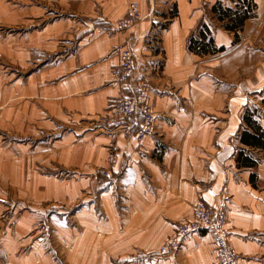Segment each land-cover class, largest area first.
Segmentation results:
<instances>
[{"label":"crops","instance_id":"crops-1","mask_svg":"<svg viewBox=\"0 0 264 264\" xmlns=\"http://www.w3.org/2000/svg\"><path fill=\"white\" fill-rule=\"evenodd\" d=\"M129 1L0 0V25L23 28L5 34L0 30V59L25 69L18 76L0 68L1 136L53 134L65 122L117 112L121 89L113 81V71L119 64L121 46H130L144 63L158 133L137 141L133 135L128 138L122 127L94 130L80 143L90 154L83 160L68 133L54 140L50 156L44 157L45 151L34 155L45 163L52 158L88 169L92 163L105 165L109 151L114 150L126 167L115 184L106 181L100 185L92 171L87 178L62 182L55 175L30 170L26 144L13 147L15 144L1 142L0 217L8 211L12 219L0 229V264H59L57 236L53 238L52 226L45 223V209L38 203L72 199L82 187L98 196V206L112 220H119L114 198L122 200L131 209L125 219V233L129 234L122 233L126 242L105 234L95 236L93 228L105 229L108 222L96 224L90 207L85 210L89 214L85 238L79 246L72 244L68 264H83L84 255L89 264H112L110 256H123L124 248L133 245L136 264H216L213 236L206 230L189 234L176 254L156 256L173 227L189 215L198 193L209 204L225 208L237 264H264L263 150L241 142L242 131L251 128L237 112L247 86L262 82L263 49L254 51L246 42L233 45V34L216 26L208 7L220 0H164L167 7L170 2L176 9L167 18L156 12L155 5L161 1L136 0L140 20L117 29L114 21L123 15ZM256 1L263 7L264 0ZM250 19L245 20L246 25ZM200 20L211 25L208 38L214 47L209 53L199 54L187 47ZM152 52L162 56L164 76L158 74L161 61L149 58ZM253 53H260L258 59L253 60ZM255 67L259 74L254 78ZM243 68L250 69L248 77L235 80L229 76ZM42 142H34L37 152L49 149ZM61 147L69 155L66 160L60 158ZM254 149L262 155L254 154ZM242 151L253 160L255 157L254 164L242 162ZM89 223L94 226L92 233ZM41 225L49 229L43 231ZM110 226L117 227L114 221ZM53 228L55 234L60 231Z\"/></svg>","mask_w":264,"mask_h":264},{"label":"rangeland","instance_id":"rangeland-1","mask_svg":"<svg viewBox=\"0 0 264 264\" xmlns=\"http://www.w3.org/2000/svg\"><path fill=\"white\" fill-rule=\"evenodd\" d=\"M40 1H45L46 3L48 2V0H33V2L35 3L40 2ZM158 1H161V3L160 2L156 3L155 8H156V12L160 14L162 18H167V15L169 17L172 14L173 15L176 14L175 4H172L168 1L169 3H167L168 5L167 7L164 0H158ZM130 2H137V1L131 0L126 4V8H125L123 15L118 17L114 21L115 28H117L116 20L124 16L127 10V6ZM216 2L217 3H214L213 5H210V7H208V11L209 13H211L210 16L212 14L214 15V17L212 16L211 18L215 20L214 23L216 24V26L224 30L230 36H232L233 34V42H232L233 45H238L240 43L245 44L246 42L247 43L246 46H249L250 48L252 47V50L254 51H257V49H263V51L261 52L262 53L261 55L262 57H264V4H263V7H260L259 5L260 2L256 0H244L243 6L241 2L238 3V1L236 0H220ZM218 4L221 5L222 8L226 9V7H230L232 8L231 10H234V11H237L239 8V4H241V7H240L241 10H246V15L242 23L239 26L234 27V29H229L226 26L228 22L231 23L228 16H223V19H218V17L221 16V13L218 12V10L215 8V5H218ZM50 5L51 4H49V6ZM48 10H52V8H48ZM248 18H253V19H250L251 21H249V23H247L246 25L245 20ZM162 24L165 25V23H162ZM20 28L23 29L21 26L12 27L11 25H8V26L0 25V30H2L4 34L8 32L13 33V31L14 32L19 31ZM210 28H211V25L209 26L207 23L203 22L202 20H200L198 24H196V26L193 28L192 32L190 33L187 39V47L190 51L195 52L194 50L190 49V42L192 41L191 40L192 38L194 39L197 37L200 38V40L204 39L206 42L208 39H210L211 48L213 49L214 47L213 40L211 37L208 38L210 35ZM261 28H263L262 35L260 32ZM249 30L250 32L248 33ZM202 33L204 34V36ZM241 40L243 42H240ZM127 47L130 48L133 54V57H134L135 64H136V72L134 76L142 77L145 80H147L151 88V81L147 76L148 73L145 71L144 66H142L144 64L143 61L138 59L137 55L135 54V52H133L130 46H127ZM223 49L224 48L222 46L219 48L220 51ZM209 51L210 50H208L206 53H209ZM259 55L260 53H253V60L258 59ZM149 58H151L152 60L158 59L159 61H161V62H158L160 64V68H158V72H159L158 74L164 76L165 73H164L163 66H162V56L154 54V52H152ZM146 59L147 58L145 56V60ZM31 66L32 68H35L37 65L35 63V64H32ZM118 67H119V64H118ZM118 67L115 70H117ZM0 68H2V71L5 74H15L18 76H22L25 70L24 68H20L18 66L7 65L3 59H0ZM257 70L258 68L255 67L254 68V78L256 76L255 74H259ZM250 73L251 71L249 68H243V69L237 70L235 74L230 73L229 76L232 79L239 80L241 77L242 78L248 77ZM220 74L223 75L222 77L225 76L223 71H221ZM260 74L263 75L262 82H260L259 84L254 83L253 86L251 87L247 86L246 88L247 95L245 96V98L240 99L242 101L238 100V105H237L238 111L237 112L241 113L242 120L245 121V119L248 118L251 121L252 125H257L264 130L263 128L264 127V80H263L264 71H260ZM119 102H120V96L118 99V109H119ZM119 113L120 112H114V113L108 114V112H106L105 114L104 112L105 115L104 114L100 115L96 119L95 118H91V119L83 118L80 121H77L76 123L65 122V124L57 128L53 134H49L47 132H40V133L36 132L34 134L33 133H29V134L17 133L16 135H13V134H7V135L5 134L3 136L0 135V143L2 142L1 143L2 145L3 143L4 144L5 143L15 144L13 147H17L20 144H24V145L26 144V146H28L27 155L30 156L31 158L30 170L32 169L35 172L38 171V172H42L45 174L55 175L56 178L62 182H65L68 180H77V179L87 178L88 173L92 171L95 177L99 178L97 182L99 185L102 183L106 184V181L111 182L110 184H115L118 181V178L120 176V171H122V169H124L126 165H124V163H119L120 157L114 150L109 151L108 158L106 160L105 165H102V164L99 165V164L92 163V164H88V169H87V166L85 165H80V164L75 165L72 163L71 164L63 163L56 159L53 160L52 158H48L47 163H45L46 161L44 160L40 161L39 157L34 156V155H36L37 153L43 154V152L45 151L44 157L50 156L51 155L50 153H53L52 143L54 142V140H57L59 138L61 139L62 136L64 137L68 135V133H72L74 143H71V144H74V145L77 144L78 146L77 152L80 155V158L82 160L85 157L89 156L90 154L84 149V147L80 146V143H82V141L84 140L83 137L85 134L87 133L93 134L94 130L115 131L119 129L120 127H122L123 129L122 128L120 129H122L126 134L128 133L127 134L128 138H131V135H133L134 137L133 136L132 137L135 138L137 141H140L146 136H151L153 134L158 135V133L155 131L156 117L154 119V123L150 124L151 127L153 126L152 132L147 135L141 136L140 131L146 126L145 120H141V116L138 114L136 116V122L128 123L127 121L121 118L117 119V116H119L118 115ZM163 116H165V114H163ZM68 129H70V132H68ZM35 141H43L42 144H44L46 148L49 147V149H42L41 151L37 152V150L34 149V147L36 146L35 145L36 143H34ZM253 152L254 154L258 156L262 155V152L257 149H254ZM54 153L57 154L56 147H55ZM263 157H264V150H263ZM60 158L62 160H66L69 158L68 153L65 152V149L62 147L60 148ZM101 178H104L105 180H101ZM18 198L24 199L26 202L30 204L36 203L35 200H33L32 198L29 199V197H23V198L18 197ZM114 199H115V204H116L115 209H116V212L118 213L119 220L122 219L121 221H119L118 219L112 220L108 216L107 213L106 215L102 211V209L98 206V201H97L98 196L95 194L91 195L90 190H86L84 187H82V189L79 190V194L72 197V199H68V198L62 199L59 202H55L56 204H51L54 202H48V200L44 199L38 203L41 205V207L45 209L43 213V215L46 216L45 223L46 225L52 226L53 238L57 236L56 239H54V241L57 244V247L55 248V252H56L55 256L57 257L59 264L60 263L68 264L67 256L73 251V247H71L72 244L79 246L80 245L79 242L81 238L82 239L85 238V232L87 230L86 221H88L89 219L88 218L89 214L85 212V210L90 207L94 209L93 221L96 222V224L99 225L102 222H108V226L105 229L100 228L103 231H101L100 229L95 230V228H93L92 231L94 232L95 236L101 237L103 234H105L106 236L114 237L119 242H121V240H123V242L127 241L125 238L122 237V233H124V236H127L129 234V232L125 233L126 226H127L125 219L128 218L127 215L130 213L131 209L127 208V205L123 204V201L120 200L119 198L118 199L114 198ZM199 199H201L202 201L204 200L200 193L197 194V198L192 203V205L195 204L196 201ZM213 207H221V210L223 211V214H224L225 223L226 225H228L225 208L221 205L213 206ZM132 213H134V211H132ZM192 216H193V210L191 208L189 215L185 217L184 219H182L181 221H179L176 224V226L173 227L171 232L166 236L163 242L159 245L156 251V256L158 257L172 256L180 250L184 242V239L189 234L196 232V231L199 232L202 230L209 231L208 228H200V229L192 230L182 239L181 244L177 250H174L175 248L171 246V248L167 251H160L168 243L172 232L177 230L179 224H181L184 221H187ZM51 217H55V218L50 219ZM10 219H12L11 214L8 211L4 212L0 217V229L4 230L7 227ZM49 219L51 222H49ZM111 221H114L116 223L117 225L116 228H113L110 226ZM89 225L90 226L88 229L91 232V228L94 226L91 225L90 223ZM53 226H56L60 229V231L57 234H55V229L53 228ZM41 229L45 231V230H48L49 228H46L44 225H41ZM66 229H68L69 236L65 231ZM228 229L229 231H228L227 237L229 238L231 236V230L230 228ZM212 236H213V233H212ZM113 243L115 244V242ZM230 243H231V240H230ZM213 245H214V236L212 238V254L216 261V257L213 253ZM133 248H136L135 245H133L129 249L124 248L123 256H117V257L110 256L111 263L112 264H136V250L132 252L131 249ZM233 250H234V247H233ZM237 259H238V255L234 250L233 251V264H237L236 262ZM142 262L143 260L140 263ZM82 263L89 264L88 258L86 259L85 255L83 257ZM216 264H220V263L217 261Z\"/></svg>","mask_w":264,"mask_h":264},{"label":"built area","instance_id":"built-area-1","mask_svg":"<svg viewBox=\"0 0 264 264\" xmlns=\"http://www.w3.org/2000/svg\"><path fill=\"white\" fill-rule=\"evenodd\" d=\"M140 20L137 2H130L123 17L116 20V27L124 29L132 26ZM119 67L113 72V81L121 88L119 109L117 116L128 123L136 122L139 114L141 120H145L146 126L140 131L141 136L152 132L156 112L148 97L150 84L142 77H135L136 64L129 47L118 48ZM112 118V117H111ZM136 134V133H135ZM193 216L187 221L179 224L176 231H173L168 243L160 250L167 251L173 246L177 250L182 239L192 230L208 228L213 233V253L216 262L220 264H233V247L230 238L227 237L228 227L225 223L221 207H213L204 200H197L192 205ZM233 250V251H232Z\"/></svg>","mask_w":264,"mask_h":264},{"label":"trees","instance_id":"trees-1","mask_svg":"<svg viewBox=\"0 0 264 264\" xmlns=\"http://www.w3.org/2000/svg\"><path fill=\"white\" fill-rule=\"evenodd\" d=\"M242 3V6L244 5V0H236ZM241 4H239V8L237 11L231 10L232 8L226 7L222 8L221 5H215V8L218 10V12L221 13V16L218 17V19H223V16H228L229 20L231 23L228 22L226 26L229 29H234V27L239 26L243 19L245 18L246 15V10H241ZM203 34V33H202ZM204 36V34H203ZM192 41L190 42V49L194 50L196 53H204L207 52L208 50H212L211 48V40L208 39L207 42L203 39L200 40V38H192ZM245 121L251 128L250 131L248 130H243L242 135H241V142L246 145L250 146L251 148H258L259 150L262 149L264 150V130L260 128L257 125H252L251 121L246 118ZM243 152V151H242ZM244 153V152H243ZM239 153L240 155L242 154V162L245 165H250L254 164L255 162V157L254 160L248 156L247 154ZM238 154V155H239Z\"/></svg>","mask_w":264,"mask_h":264},{"label":"bare ground","instance_id":"bare-ground-1","mask_svg":"<svg viewBox=\"0 0 264 264\" xmlns=\"http://www.w3.org/2000/svg\"><path fill=\"white\" fill-rule=\"evenodd\" d=\"M138 4V3H137ZM138 10H139V6H138ZM139 14H140V11H139ZM227 227H228V225H227ZM229 228V227H228Z\"/></svg>","mask_w":264,"mask_h":264}]
</instances>
